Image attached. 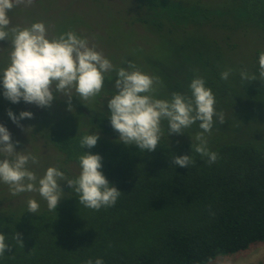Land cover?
Masks as SVG:
<instances>
[{"label": "trees", "instance_id": "obj_1", "mask_svg": "<svg viewBox=\"0 0 264 264\" xmlns=\"http://www.w3.org/2000/svg\"><path fill=\"white\" fill-rule=\"evenodd\" d=\"M128 6L129 14L139 10L143 14L136 20L119 16L120 24L102 20L117 33L116 40L106 38L107 43L123 49L110 59L118 62L114 68L128 70L131 62L144 73L160 70L170 97L173 92L191 96L192 80L203 78L215 97V111L225 120L220 124L214 115L211 133H204L207 149L218 158L208 164V157L192 151V144L200 143L199 121L183 129L187 136L168 135V123L162 121L161 139L153 152L119 142L107 108L117 94V77L105 75L102 105L85 108L80 115L85 129L77 126L63 132L53 127L40 134L33 131L32 136L39 135V141L44 139L59 152L56 167L48 163L46 168H58L67 179L79 176L78 157L84 151L100 155L101 171L120 197L114 206L89 209L61 181L62 200L56 211H50L38 192L36 197L19 194L35 199L39 210L29 213L27 204L0 209V234L11 248L0 256V264H87L97 258L104 264H209L264 243V81L259 79L264 0H131ZM86 16L76 28H88ZM170 17L178 21L177 46L173 38L158 34ZM127 23L157 33L147 39L155 47L132 45L136 29ZM200 27L207 36L195 29ZM216 30L229 31L224 42L215 38ZM238 33L244 37L242 48L254 56L252 62L234 58L238 43L231 42L232 34ZM5 43L0 41V47L8 54L11 46L4 47ZM156 49L165 50L163 58ZM165 59L168 69L160 63ZM229 69L228 79H221ZM245 70L257 80H243L240 73ZM93 133L99 134L97 145L81 149L82 137ZM184 155L192 157L189 168L172 164V157ZM16 233L24 247L12 239Z\"/></svg>", "mask_w": 264, "mask_h": 264}, {"label": "clouds", "instance_id": "obj_2", "mask_svg": "<svg viewBox=\"0 0 264 264\" xmlns=\"http://www.w3.org/2000/svg\"><path fill=\"white\" fill-rule=\"evenodd\" d=\"M34 2L35 0H0V41L11 37L10 64L0 71L5 99L14 104L23 100L46 108L52 106L59 94L68 97V110L73 111V89L80 99L89 101L101 93L105 74L116 71L117 94L108 101L107 108L110 112V124L119 133V142L136 145L141 151L153 152L161 139L162 121L166 120L168 123V135H182L183 129L199 121L202 132L197 134L196 140L200 143L192 144V151L208 157V164L216 162L218 156L207 149L204 133H211L214 115L218 117L220 124L225 120L222 112L215 111V97L212 90L206 88L203 78L192 80L191 96L173 92L170 100L158 99L154 93L155 85L162 83L159 77L140 71L131 62H128V70L123 67L115 69L95 46L90 47L86 38H80L74 32L49 39L43 22L33 23L30 27L9 28V11L19 5L31 6ZM231 72V69L222 72L221 79L227 80ZM240 75L243 80H257L255 75L249 76L246 70L241 71ZM259 79L264 81V52L259 55ZM7 114L21 128V120L33 118V114L27 111L21 112L19 117L11 110ZM99 139L98 133L86 134L80 140V147L83 150L94 148ZM18 145L19 141L14 144L11 133L0 125V182L9 186L13 196L38 192L47 201L49 210L56 211L64 193L60 182L65 181L77 194L80 205L99 211L102 207L114 206L121 195L102 173V157L98 154L84 151L78 157L81 171L75 179H67L55 167H49L43 177L38 178L27 167L29 162L38 164V158L27 150L17 152ZM171 162L173 165L189 168L193 160L191 156L184 155L172 157ZM27 207L28 212L33 214L39 210L35 199H29ZM12 239L24 247L20 233H16ZM6 251H11V248L6 243V236L0 234V256ZM87 264L104 262L97 258L94 262L89 259Z\"/></svg>", "mask_w": 264, "mask_h": 264}, {"label": "rangeland", "instance_id": "obj_3", "mask_svg": "<svg viewBox=\"0 0 264 264\" xmlns=\"http://www.w3.org/2000/svg\"><path fill=\"white\" fill-rule=\"evenodd\" d=\"M130 1L131 0H35L31 6L25 7L24 5H19L9 11L8 16L11 21L9 28L17 26L21 28L30 27L33 23L43 22L46 26L47 38L49 39L76 30L77 36L80 38H86L90 47L95 46L98 52L102 53L105 58L110 60L113 57L114 52L118 53L123 49L118 44L111 45L110 43H107L106 38L110 42H114L117 38V33L113 28L107 27V22L104 23L102 20H109L110 23L113 24H120L123 20L118 21V18L121 16L136 20L137 14H143V11H134L129 14L130 10L128 4ZM94 4L99 5V7L96 8ZM86 14H89L87 18V22L89 23L87 26L88 28H76V25H83L85 23ZM165 20L167 22H164V27L158 32V34L164 38H173V44L177 46L181 39L177 33L178 21L171 17L170 19ZM129 26L136 29L134 32L136 37L132 38V45H137L138 43L143 42L146 48H148V46L155 47V43H147V39L148 37L152 38L157 33H153L150 28L148 30L146 26ZM195 29L200 34H205L207 36L205 27ZM228 34L229 31L216 30L214 36L216 39L224 42V39ZM10 38L11 37H9V40L5 39L3 41L6 42L5 45H3L4 47L11 46ZM232 38V43H238L234 50L236 51L234 53L235 60L240 61V59H242L252 62L254 56L251 55L246 48H242L244 43V40L242 41L244 38L243 35L240 33L232 34ZM163 51L165 50L156 49L157 54L161 53L162 58L164 55ZM10 52L6 54V52L0 47V71L10 64ZM150 57L151 55L147 56L148 59H150ZM111 63L114 66L118 64V62ZM160 63L166 65V69H168V59L160 60ZM220 64L223 65V60ZM218 69L221 70L223 68L218 67ZM146 74L159 77L162 81L161 84L155 85V97L158 99L170 100L171 97L169 96L170 91L168 89V83L161 76L160 70L152 69ZM105 75L107 78L112 76L117 77V74H115L114 71ZM3 92L2 80H0V125L5 126L11 133L14 144L16 141H19V145L16 147L17 152L27 150V152L39 158L38 164H32L29 162L27 165L29 170L33 171L38 178L43 177L47 170L46 167L48 166V163L50 164L49 166L56 167L55 160L59 152L55 149L53 150L51 144H45L44 139L43 141H39L42 139L39 135L32 136L33 131L39 130L37 133L40 134L41 131L46 128L55 127L56 131L69 132L77 126L84 127L85 121L82 118L80 119L83 110L85 108L95 110L102 105V100L100 99L101 93L89 101H84L78 97L74 89L71 92V95L73 96L71 99V107L74 109L73 111L68 110L70 106L68 103V97L63 95L58 94L51 107L40 108L35 104L25 103L23 100L18 104H14L5 99ZM9 110H11L17 117H19L21 112H31L33 118L21 120L20 124L23 125L21 128L13 123L8 116L7 113ZM183 132L182 135L187 136L184 130ZM29 195H34L36 197L37 192H30ZM27 201L28 199H25L24 195L13 196L9 186L0 182V209H9L10 205L13 207H19L23 204H27ZM211 264H264V243H256L243 253L222 258L219 257Z\"/></svg>", "mask_w": 264, "mask_h": 264}, {"label": "bare ground", "instance_id": "obj_4", "mask_svg": "<svg viewBox=\"0 0 264 264\" xmlns=\"http://www.w3.org/2000/svg\"><path fill=\"white\" fill-rule=\"evenodd\" d=\"M91 130V129H90Z\"/></svg>", "mask_w": 264, "mask_h": 264}]
</instances>
